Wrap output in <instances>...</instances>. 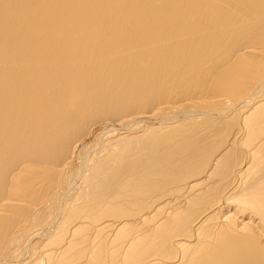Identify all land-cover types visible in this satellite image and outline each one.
Returning <instances> with one entry per match:
<instances>
[{
	"label": "bare ground",
	"instance_id": "obj_1",
	"mask_svg": "<svg viewBox=\"0 0 264 264\" xmlns=\"http://www.w3.org/2000/svg\"><path fill=\"white\" fill-rule=\"evenodd\" d=\"M0 264H264V0H0Z\"/></svg>",
	"mask_w": 264,
	"mask_h": 264
},
{
	"label": "rangeland",
	"instance_id": "obj_2",
	"mask_svg": "<svg viewBox=\"0 0 264 264\" xmlns=\"http://www.w3.org/2000/svg\"><path fill=\"white\" fill-rule=\"evenodd\" d=\"M94 128H95L94 133H93L92 136L88 139V142L94 140L95 137H96L97 135H100L102 132L105 131L104 128H103V127H100V126H97V127H94ZM36 242H39V243H38V247H39V249H42V247H43L45 241L42 240L41 238H38V239H36ZM42 242H43V243H42ZM40 244H41V245H40ZM41 246H42V247H41Z\"/></svg>",
	"mask_w": 264,
	"mask_h": 264
}]
</instances>
